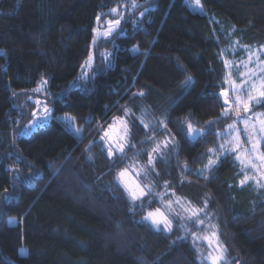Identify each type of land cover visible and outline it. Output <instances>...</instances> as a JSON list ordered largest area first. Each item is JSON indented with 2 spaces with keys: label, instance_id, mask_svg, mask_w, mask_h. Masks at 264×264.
I'll return each instance as SVG.
<instances>
[{
  "label": "trees",
  "instance_id": "obj_1",
  "mask_svg": "<svg viewBox=\"0 0 264 264\" xmlns=\"http://www.w3.org/2000/svg\"><path fill=\"white\" fill-rule=\"evenodd\" d=\"M128 1L0 0V264H206L213 247L214 257L226 250L229 264H264V189L240 185L236 153L204 167L208 149L217 153L235 122L231 111L222 115L219 43L233 28L239 44L264 45V0H201L204 14L185 0H135L122 28L95 45L97 53L112 49V64L94 59L88 77H79L97 18ZM42 80L39 96L53 116L73 119L79 137L54 119L20 136ZM142 103L162 117L172 153L156 156L149 179L129 166L135 151L148 161L134 117ZM251 110L264 113V104ZM189 123L204 131L195 140ZM112 129L110 157L102 137ZM129 168L156 194L133 200L118 175ZM164 191L200 209L203 224L193 209L162 208ZM157 208L169 231L145 220Z\"/></svg>",
  "mask_w": 264,
  "mask_h": 264
},
{
  "label": "rangeland",
  "instance_id": "obj_2",
  "mask_svg": "<svg viewBox=\"0 0 264 264\" xmlns=\"http://www.w3.org/2000/svg\"><path fill=\"white\" fill-rule=\"evenodd\" d=\"M188 6L196 13L204 14L205 10L203 8L201 0L197 3V0H185ZM139 6V3L135 0H129L127 4L123 7L114 6L106 11L104 14L99 15V19L97 18L96 25L93 32V38L91 42V51L90 55L92 57L91 65H86V61L84 62L80 72L79 77L87 78L89 71L88 69L92 66L94 59H102V61L106 65H111L113 61V51L109 47H101L99 49V53L95 50V45L100 40L111 38L116 32H118L122 28V23L126 19L127 11L133 13L135 9ZM112 9H116L114 13ZM149 12L148 8H144L143 10L138 12V23H142L146 18V13ZM119 21V23H109ZM111 28V32L108 30ZM220 37V36H219ZM225 38L228 41L221 42L219 54L224 63L225 67V83L226 87L225 92L227 94V98L233 102L237 101V98L245 103L248 102V90L251 89L252 84L255 83L259 85L261 83V78H264V45H259L255 47H250L246 45L239 44L234 39V29H230L228 33L225 35ZM227 66H226V63ZM242 73L244 75H242ZM254 74V75H253ZM188 81L186 80L185 83ZM44 85V84H43ZM38 85L41 88L40 91H35L33 89V93L36 95H30L29 101L34 104L33 117L29 123V126L20 132V136H27L30 132L37 129L39 126H43L50 122L51 120L60 121L64 126L68 129L71 128L74 132L77 133L79 137L80 134L77 132L75 123L73 119L69 115H59L53 116L52 109L47 103V100L41 96L43 94L44 86ZM242 93V94H241ZM221 94V93H220ZM255 95V93H254ZM225 100V96H224ZM39 101V103H37ZM245 103H237L235 107H230L229 105H225L226 108L230 107V111L235 114V125L234 128L227 127L226 131L223 134V139L218 146L217 153H211L213 155L212 158L216 160V163L219 161L220 157L225 155L226 153H236L235 156H239V166L241 169V181H245L243 184L240 181V185L251 184L255 189L263 188L264 189V160L258 158L259 153L261 152L260 146L264 141H261L258 145V152H252V143L249 142L248 133L251 132L252 126L255 125L257 129V134L259 133V121L264 119L263 112H253L251 110V106L256 104L254 101L249 104V111H245ZM47 108L48 112H45L44 109ZM238 109V110H237ZM64 116V117H63ZM72 119H70V118ZM135 119L139 123V125L144 130V141L147 143V146L144 151H148V155L154 157L152 163L149 164V156L148 161L145 163H140L137 159L138 155L142 152H136L131 154L129 166L132 168H139L141 170V174L145 175L146 179H149L150 172L154 171L155 163L157 155H172L169 150V146H167V131L164 128V124L162 123V117H157L153 115L152 111L145 104H141L138 112L135 114ZM244 119L249 120V125L246 127L242 122ZM143 121V123L141 122ZM232 124V125H233ZM145 125L148 127L146 128ZM196 129V128H194ZM199 131L203 134V130L199 129ZM200 135L189 136L190 139L195 140L200 137ZM237 137H239V141H237ZM256 137H253V141H255ZM221 145L224 147L221 148ZM156 152H153L152 149L157 148ZM245 149L248 150L251 155H248L245 152ZM208 156V158L210 157ZM208 160V159H207ZM139 163V164H138ZM146 181V180H145ZM145 181L142 180V183L145 184ZM146 183H148L146 181ZM151 184V183H150ZM151 194L155 195L156 192L150 187ZM158 199L163 206L162 208L168 209L172 213H181L184 215L186 212H190L193 209V206L187 200H181L172 193L168 191H164L161 194H158ZM220 264H229L226 258L221 260Z\"/></svg>",
  "mask_w": 264,
  "mask_h": 264
},
{
  "label": "snow or ice",
  "instance_id": "obj_3",
  "mask_svg": "<svg viewBox=\"0 0 264 264\" xmlns=\"http://www.w3.org/2000/svg\"><path fill=\"white\" fill-rule=\"evenodd\" d=\"M198 2H199V0H197V3ZM112 11L115 13L116 12V9H112ZM98 19H99V17H98ZM109 23L110 24L111 23H117L118 24L119 21L109 22ZM111 30L112 29L109 28L108 32L110 33ZM91 62H92V57H91V55H89V57H88V59H87V61L85 63H86V65H89L90 66L91 65ZM225 63H226V66H227V63L228 62L226 61ZM242 75H244V74L242 73ZM189 79H191V78L189 77ZM45 83H47V81H44V80L41 81V85H43ZM40 90H41V88H39V87L37 89H35V91H40ZM254 93H255V95H254ZM139 95H143V92L139 93ZM221 95L222 96H225L224 104L225 105H229L230 107H235L237 103H245L244 101H241L239 99V97L237 98V101L236 102L231 101L230 99L227 98V94L225 92H221ZM253 101L256 104H264V78H261V83L259 85L253 83L251 89L248 90V102L245 103V109H244L245 111H249V104L251 102H253ZM37 103H39V101H37ZM230 107L229 108H225L224 109V112L222 113V115L229 114ZM44 111L45 112H48V109L45 108ZM127 111L128 110L126 109L125 110V114H127ZM120 122L124 125V131H125V136L122 137L121 139H126L127 131H128V129H127V123L125 121H123V120H121ZM141 122L143 123V121H141ZM242 122L244 123V125L246 127V130H247V127L249 125V120L248 119H244ZM259 124H260L259 133L262 134V135H258L257 134V129H256V126L255 125L252 126L251 132L248 133L249 142L252 143V152H258V145L260 144L261 141H264V119H261L259 121ZM145 127L147 128L148 126L145 125ZM234 127H235L234 124L233 125H229V128H234ZM188 134L191 137V136H195V135H200L202 133L199 130L194 129L193 126H192V124L189 123L188 124ZM106 135H107V133H106ZM254 136L256 137L255 141H253V137ZM102 139H103V137H102ZM237 141H239V137H237ZM223 147L224 146L221 145V148H223ZM157 149H158V146H157V148L152 149V151L153 152H156ZM118 150L121 151V152H123L124 145L121 144L119 146V149ZM208 151L210 153H214L216 151V149L209 148ZM245 152L248 155H251V153H249L247 149H245ZM112 154H113L112 148L110 147L109 148V156L111 157ZM258 158L261 159V160H264V153H259ZM153 159H154V157L150 153L149 154V161H148L149 164L152 163V160ZM237 159H239V156L237 157ZM215 163H216V160H214L212 157H209L208 158V163L204 167L210 169ZM126 171L127 170L121 171L118 174L119 177H121V178L124 177L125 174H126ZM244 182L245 181H241L242 184ZM144 187L147 188V185H145ZM129 191H130V194H131L133 200H136L140 196H143L145 194L143 189L139 190V193L138 194H137L136 191H132V190H129ZM199 211H200V209H193L192 210V216L193 217H196V222L197 223L203 224V220H200L199 217H198V215H197V213ZM145 220H151L153 226H155L157 228H159V226L161 224H163L165 231H169L171 229V221L167 218V216L164 213L161 212V210L159 208H157L155 210V212H149L148 215L145 217ZM211 235L214 237L215 236V233L213 232ZM193 236H194V240L199 239V237H197L195 233H193ZM207 238L208 237H205V239H207ZM224 251H226V250L221 249V254L219 256L214 257L212 259V264H218L219 261L223 260V252Z\"/></svg>",
  "mask_w": 264,
  "mask_h": 264
},
{
  "label": "flooded vegetation",
  "instance_id": "obj_4",
  "mask_svg": "<svg viewBox=\"0 0 264 264\" xmlns=\"http://www.w3.org/2000/svg\"><path fill=\"white\" fill-rule=\"evenodd\" d=\"M103 139H104L103 143L105 147L107 148H110L111 146L115 147L116 139L110 140L111 142L109 141L108 137L107 138L105 137ZM132 177L136 181H134ZM121 179H122V188L128 192H130L129 190H132V191H136L138 194L139 190L141 189L144 190L145 194L143 196H140L139 199L142 200V198L144 199L147 197L148 194H151L148 187L144 188L141 186L143 184L142 180H140L138 172L134 171V169L131 168L127 169L125 176L122 177ZM212 249H214V247ZM212 249L210 248V252L207 253V257L205 258L206 264H212L211 263L212 257H214L215 254V252Z\"/></svg>",
  "mask_w": 264,
  "mask_h": 264
},
{
  "label": "water",
  "instance_id": "obj_5",
  "mask_svg": "<svg viewBox=\"0 0 264 264\" xmlns=\"http://www.w3.org/2000/svg\"><path fill=\"white\" fill-rule=\"evenodd\" d=\"M220 97H221V101H222V103L224 104V96H222V95L220 94ZM106 133H107V135H106ZM106 133H105L104 135H105V137H108L109 141L115 139V138H114V133H115L114 129L109 130V131H107ZM110 142H111V141H110ZM132 179H133L134 181H136L133 177H132Z\"/></svg>",
  "mask_w": 264,
  "mask_h": 264
}]
</instances>
